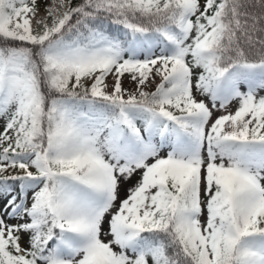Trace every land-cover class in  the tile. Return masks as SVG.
I'll return each instance as SVG.
<instances>
[{
  "label": "snow or ice",
  "instance_id": "6c2138e0",
  "mask_svg": "<svg viewBox=\"0 0 264 264\" xmlns=\"http://www.w3.org/2000/svg\"><path fill=\"white\" fill-rule=\"evenodd\" d=\"M0 128V264H264V0H0Z\"/></svg>",
  "mask_w": 264,
  "mask_h": 264
},
{
  "label": "rangeland",
  "instance_id": "374dc122",
  "mask_svg": "<svg viewBox=\"0 0 264 264\" xmlns=\"http://www.w3.org/2000/svg\"><path fill=\"white\" fill-rule=\"evenodd\" d=\"M48 2L51 3L52 0H48ZM56 2L58 3V0H56ZM41 9H43V3H41ZM41 14L43 15V11L41 12ZM0 130H2V128H0ZM134 182H135V181H134ZM132 183H133V182H132ZM126 186H127V185H125L124 188H123V190H122V193H121L122 197H123V195L126 194V190H127V188L130 186V184L128 185L127 188H126Z\"/></svg>",
  "mask_w": 264,
  "mask_h": 264
},
{
  "label": "bare ground",
  "instance_id": "6f19581e",
  "mask_svg": "<svg viewBox=\"0 0 264 264\" xmlns=\"http://www.w3.org/2000/svg\"><path fill=\"white\" fill-rule=\"evenodd\" d=\"M215 115H219V113H216ZM133 183H134V181H133ZM130 186H131V184H130ZM130 186H129V187H130ZM127 187H128V185L126 186V188H127Z\"/></svg>",
  "mask_w": 264,
  "mask_h": 264
},
{
  "label": "trees",
  "instance_id": "16d2710c",
  "mask_svg": "<svg viewBox=\"0 0 264 264\" xmlns=\"http://www.w3.org/2000/svg\"><path fill=\"white\" fill-rule=\"evenodd\" d=\"M73 2L75 3V2H76V0H73Z\"/></svg>",
  "mask_w": 264,
  "mask_h": 264
}]
</instances>
